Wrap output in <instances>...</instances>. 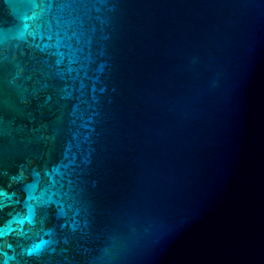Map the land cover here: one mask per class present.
Returning a JSON list of instances; mask_svg holds the SVG:
<instances>
[{"label":"water","instance_id":"1","mask_svg":"<svg viewBox=\"0 0 264 264\" xmlns=\"http://www.w3.org/2000/svg\"><path fill=\"white\" fill-rule=\"evenodd\" d=\"M0 264H264V0H0Z\"/></svg>","mask_w":264,"mask_h":264}]
</instances>
